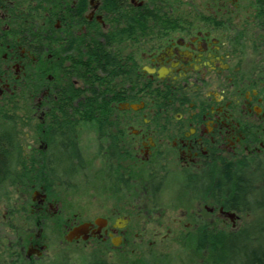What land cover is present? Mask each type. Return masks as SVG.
<instances>
[{
    "label": "flooded vegetation",
    "instance_id": "af4514ba",
    "mask_svg": "<svg viewBox=\"0 0 264 264\" xmlns=\"http://www.w3.org/2000/svg\"><path fill=\"white\" fill-rule=\"evenodd\" d=\"M34 1L0 0V147L21 161L0 188V264H72L81 244L94 246L82 264H111L105 250L128 264L139 216L159 207L168 179L198 203L195 237L210 222L236 226L240 206L216 183L227 165L264 179V0H48L40 39L28 19L25 36L3 42L17 17L39 15ZM99 41L104 69L89 52ZM85 127L120 202L83 219L51 196L86 166ZM59 161L66 170L50 173Z\"/></svg>",
    "mask_w": 264,
    "mask_h": 264
},
{
    "label": "rangeland",
    "instance_id": "374dc122",
    "mask_svg": "<svg viewBox=\"0 0 264 264\" xmlns=\"http://www.w3.org/2000/svg\"><path fill=\"white\" fill-rule=\"evenodd\" d=\"M23 91H25L23 89ZM18 107H27L28 103L24 98H20ZM94 132L91 128L85 127L82 132L81 147L87 159L86 166L76 173L75 177H71L61 184L53 187L52 198L54 203L64 208L67 213L73 216L78 213L81 218L94 217L103 215L120 201L115 202V196L110 191L113 189L112 184L102 164L94 160L95 142ZM30 143L24 141V146ZM132 181L130 182V184ZM181 180L172 181L168 179L164 190L159 194V207L154 210H148L144 216H139L138 230L142 232L143 237L131 240L126 246L125 254L128 264L142 259L141 264H201L202 249L198 248L193 242L195 233L194 219L191 217V210L198 207V203L187 200L185 194L181 193ZM13 193V192H12ZM14 195V194H13ZM12 195V203L14 196ZM35 193L32 192V196ZM118 199L120 197L116 196ZM132 200V196H130ZM140 198L136 197L135 201ZM148 202L145 201V204ZM142 204V202H140ZM162 205V206H160ZM186 214V215H183ZM189 214V215H188ZM249 214H241V218L237 221L236 226L241 224L243 220L251 218ZM212 216V215H211ZM212 219V217H211ZM229 220V221H227ZM225 222H210V225L232 226V219L229 217ZM228 222V223H227ZM214 225V226H215ZM230 228V227H229ZM59 235L62 233L58 230ZM93 245H74L72 249V264H82L83 257L91 251ZM103 257L110 261L111 264H127L124 259L118 260V254L121 251L105 250ZM160 260V261H159ZM210 264V261H209Z\"/></svg>",
    "mask_w": 264,
    "mask_h": 264
},
{
    "label": "trees",
    "instance_id": "16d2710c",
    "mask_svg": "<svg viewBox=\"0 0 264 264\" xmlns=\"http://www.w3.org/2000/svg\"><path fill=\"white\" fill-rule=\"evenodd\" d=\"M48 0H36L34 1V9L36 11L43 10V6ZM113 2V1H112ZM115 2V1H114ZM18 23L12 27L11 32L7 31L2 34V41L5 42L8 36L18 38L19 36H25L28 27L27 20H32V31L34 39H40L43 36V28L45 19L42 16V11L39 15L31 17H17ZM101 37L106 38V34H100ZM20 43L19 41H17ZM93 51V55L97 56L98 67L105 68V63L110 60V54L107 52L106 43L101 41L97 42V46L93 49H89V52ZM91 56V55H90ZM90 56L87 58L88 63ZM86 64V61H83ZM84 66V65H83ZM3 64L0 62V70H2ZM36 87V85H34ZM25 90V89H24ZM10 124L4 119L0 122V139L4 140L8 130L6 126ZM61 139V137H58ZM56 139V138H55ZM60 147V146H59ZM5 147H0V188H5L7 181L12 179V172L16 166H21V161L12 162L11 157L5 156L2 150ZM20 149V147H19ZM21 152V151H19ZM60 155V154H59ZM22 156V153H19ZM57 162L51 163L50 173L60 171V167L64 169V163ZM22 165L27 164L22 161ZM67 166V165H66ZM69 166V165H68ZM56 167V168H55ZM67 168V167H66ZM66 170V169H64ZM224 178L219 179L216 183V187L224 190L225 203L231 207L240 206L241 214H249L251 218L244 219L241 224L237 226H224V225H209L199 228V238L195 237L193 242H196V246L209 253L210 264H264V179H259L256 183L254 173L247 174L246 172L236 173L227 165L223 170ZM221 171V172H222ZM53 175H50L51 181H53ZM25 171L21 179H26ZM259 184V185H258ZM258 185V186H257ZM248 215V216H249ZM230 227V228H229Z\"/></svg>",
    "mask_w": 264,
    "mask_h": 264
}]
</instances>
